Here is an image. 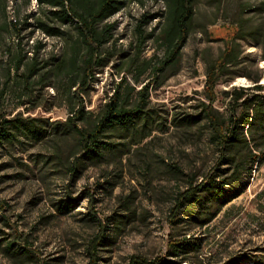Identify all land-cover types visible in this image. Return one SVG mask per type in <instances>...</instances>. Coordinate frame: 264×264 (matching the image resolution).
I'll return each instance as SVG.
<instances>
[{"label": "rangeland", "instance_id": "obj_1", "mask_svg": "<svg viewBox=\"0 0 264 264\" xmlns=\"http://www.w3.org/2000/svg\"><path fill=\"white\" fill-rule=\"evenodd\" d=\"M242 7H254L253 25L264 24V0H195L191 32L176 73L167 71L159 76L153 71L163 55L161 44L151 38L138 48L136 28L140 20L150 18L144 30L154 31L157 36L166 22L165 2L132 0L106 20L114 24V40L104 48L109 64L99 71L97 81L89 89L86 109L99 111L121 81L138 89L141 81L147 80L151 84V108L159 116L158 122L166 123L167 129L157 123L152 135L140 145H134L130 153L112 157L99 166H89L74 182L66 175L62 163L50 162L55 149L51 137L27 149L20 145L1 149L0 205L4 207L0 209V264H88L87 246L97 227L85 219L86 200L76 203L71 213H58L55 204L68 201L66 185H70L73 196L84 189L91 191L103 220L116 213L125 216L126 224L118 231L109 228L110 243L102 247L99 264H129L133 254L149 258L164 255L170 236L185 233L184 227L174 228L170 223L171 200L178 180L169 173V168L178 164L187 171H202L210 163L211 154L195 128L184 131L170 122L178 113L196 112L199 102L205 99L206 64L223 48V43L215 38L230 35L232 28L228 23L241 15ZM48 11L49 7L39 8L35 1L28 5L24 0H0V93L3 95L0 105L3 111L13 115L21 113L62 121L69 115L72 103L64 97L60 86L39 87L31 80L34 82L31 93L21 92L22 86L17 83L22 70L14 67V57L20 50L18 36L5 27L8 20L28 21L31 26L22 32L24 51L32 56L42 43L39 59L50 60L51 56L63 53L64 41L33 25L38 17L47 19ZM62 29L68 32L66 27ZM241 46L242 58L229 75L234 79L217 87L215 105L220 110L225 109L224 92L231 86H249L258 76L264 84V50L248 41H241ZM137 78L139 83L135 81ZM108 181L114 185H107ZM128 197L132 213L121 209ZM207 228L198 229L197 233L205 236L201 257L211 260V264L264 254V163L253 170L244 191ZM10 241L16 243L14 248L7 249L4 244ZM18 245L30 248L34 252L32 257L26 258Z\"/></svg>", "mask_w": 264, "mask_h": 264}, {"label": "trees", "instance_id": "obj_2", "mask_svg": "<svg viewBox=\"0 0 264 264\" xmlns=\"http://www.w3.org/2000/svg\"><path fill=\"white\" fill-rule=\"evenodd\" d=\"M24 1L28 5L35 1L39 8L49 7L48 20L38 17L33 25L48 36L62 39L64 49L60 56H51L50 60L39 59V52L44 47L41 43L35 54L28 56L22 46V32L31 25L28 21L8 20L5 27L16 32L20 49L14 57V67L22 70L17 84L22 86L21 92L29 93L34 82L39 87L60 86L64 97L72 103V109L66 119L50 121L49 118L21 113L13 115L3 111L0 105V150L17 145L27 149L51 137L55 149L50 162L62 163L66 175L74 182L89 166H99L112 157L130 153L132 147L149 138L159 124L167 129L166 123L158 122L160 118L151 108V84L147 80L141 81L138 89L125 80L119 82L97 112L85 106V97L97 81V74L109 64L104 48L114 40V24L106 20L125 9L132 0ZM163 1L166 22L160 33L155 36L154 31L144 30L150 19L147 17L140 20L136 28L138 48L151 38L161 44L163 55L153 71L157 76L167 71L176 73L195 15V0ZM254 11V7H242L241 15L228 23L232 28L230 35L215 38L223 43V48L215 59L206 64L205 99L199 102L196 112L178 113L170 122L184 131L195 128L211 154L210 163L202 171H187L178 164L169 168V173L178 180L171 200L170 223L174 228L184 227L186 231L170 236L164 255L149 258L133 254L129 264H211V260L201 257L205 236L198 234V229L207 230L226 205L244 191L253 170L264 163V84L260 83V77L252 79L249 86L227 89L224 92V110L215 105L218 85L230 84L234 79L229 75L242 58L241 41L251 42L264 50V24L253 25L251 15ZM64 27L68 32L62 29ZM135 81L140 82L139 78ZM0 98H3L2 92ZM106 183L113 184L110 181ZM66 187L68 201L55 204V208L63 215L71 213L76 203L87 201L85 219L97 227L87 246L88 264H99L102 247L110 243L109 228L118 231L121 225L126 224L125 216L116 213L103 220L96 210L97 199L91 191L84 189L73 196L70 185ZM103 190H108V187H103ZM129 199L122 202L121 209L132 213ZM3 207L0 205V209ZM15 243L10 241L4 246L11 249ZM20 250L26 258L34 254L26 246ZM223 264H264V254L238 256Z\"/></svg>", "mask_w": 264, "mask_h": 264}]
</instances>
